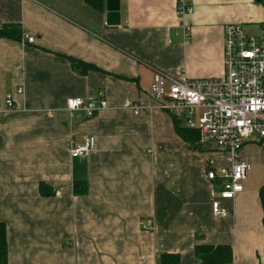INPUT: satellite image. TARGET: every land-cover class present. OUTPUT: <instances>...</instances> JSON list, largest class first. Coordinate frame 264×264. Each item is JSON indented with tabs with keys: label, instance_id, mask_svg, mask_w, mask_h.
Instances as JSON below:
<instances>
[{
	"label": "crops",
	"instance_id": "0c3cea01",
	"mask_svg": "<svg viewBox=\"0 0 264 264\" xmlns=\"http://www.w3.org/2000/svg\"><path fill=\"white\" fill-rule=\"evenodd\" d=\"M177 1L120 0L113 26L106 7L99 12L85 0H0V29L18 25L22 39L35 38L0 39V223L8 264H159L167 254L201 264V246L231 247L232 264H264V153L245 148L252 170L244 191L226 204L231 215L216 219L207 155L179 136L172 116L131 110L149 99L157 73L223 78L225 26L264 29V0H188V42ZM72 60L95 69L82 72ZM9 95L19 112L8 111ZM100 95L109 108L92 118L67 110L71 98ZM89 136L96 150L72 159L67 142ZM148 220L153 228L143 230Z\"/></svg>",
	"mask_w": 264,
	"mask_h": 264
},
{
	"label": "built area",
	"instance_id": "2783aa9c",
	"mask_svg": "<svg viewBox=\"0 0 264 264\" xmlns=\"http://www.w3.org/2000/svg\"><path fill=\"white\" fill-rule=\"evenodd\" d=\"M194 6L188 0H178L176 16L189 41L192 28L188 18ZM25 41L34 44L35 38ZM225 76L216 79H190L187 76L171 80L155 74L149 99L133 102L131 110L139 116L146 110H159L181 122L185 128L199 134L198 145L207 155L206 180L212 184V214L226 219L233 203L244 191V182L252 166L244 159V147L252 137L264 145V32L249 35L241 24H227L224 28ZM23 69V67H19ZM24 89L17 90L22 96ZM10 112H19L12 95L6 99ZM109 108L104 95L96 99L71 98L67 110L92 118ZM212 145L208 149L207 146ZM97 140L89 136L78 143L71 139L67 149L72 159L87 158L96 150ZM143 230L153 228L151 220L141 225ZM161 264V262L159 263Z\"/></svg>",
	"mask_w": 264,
	"mask_h": 264
},
{
	"label": "trees",
	"instance_id": "16d2710c",
	"mask_svg": "<svg viewBox=\"0 0 264 264\" xmlns=\"http://www.w3.org/2000/svg\"><path fill=\"white\" fill-rule=\"evenodd\" d=\"M88 6L99 12H104L107 0H85ZM23 37V30L18 25H6L0 29V39H7L12 41H21ZM74 67L81 69L82 72L93 70L83 62L72 60ZM176 131L179 136L190 146V148L204 151L198 145L199 134L196 131L189 130L176 120ZM42 187V192H43ZM77 190V187L75 188ZM86 191L81 192L85 194ZM261 197L264 204V187L261 190ZM264 222V219H263ZM196 257L201 261V264H232L234 262V253L231 247H209L201 246L196 249ZM0 264H8V244H7V231L6 226L0 223ZM161 264H180V259L175 255H163L161 257Z\"/></svg>",
	"mask_w": 264,
	"mask_h": 264
},
{
	"label": "rangeland",
	"instance_id": "374dc122",
	"mask_svg": "<svg viewBox=\"0 0 264 264\" xmlns=\"http://www.w3.org/2000/svg\"><path fill=\"white\" fill-rule=\"evenodd\" d=\"M243 28L244 30H246L245 32L247 34L253 35V36L260 35L262 34V32H264V29L260 27H256V26H248V27L243 26ZM24 39L21 40L23 43H24ZM207 148L208 149L212 148V145H208ZM244 150L246 153L252 152L257 157H259L261 153H264V145L260 144V142H258V139L256 137H252L249 141H247V144L245 145Z\"/></svg>",
	"mask_w": 264,
	"mask_h": 264
},
{
	"label": "water",
	"instance_id": "95a60500",
	"mask_svg": "<svg viewBox=\"0 0 264 264\" xmlns=\"http://www.w3.org/2000/svg\"><path fill=\"white\" fill-rule=\"evenodd\" d=\"M106 8L108 12L107 20L109 25H120V0H107Z\"/></svg>",
	"mask_w": 264,
	"mask_h": 264
}]
</instances>
